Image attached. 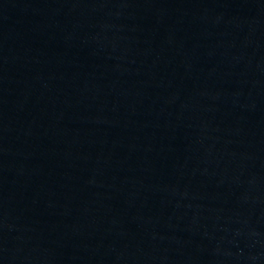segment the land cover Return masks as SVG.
<instances>
[{
    "label": "water",
    "instance_id": "obj_1",
    "mask_svg": "<svg viewBox=\"0 0 264 264\" xmlns=\"http://www.w3.org/2000/svg\"><path fill=\"white\" fill-rule=\"evenodd\" d=\"M264 264V0H133Z\"/></svg>",
    "mask_w": 264,
    "mask_h": 264
}]
</instances>
